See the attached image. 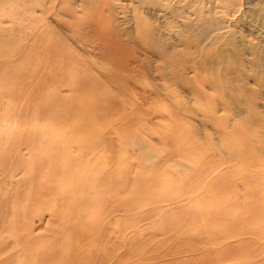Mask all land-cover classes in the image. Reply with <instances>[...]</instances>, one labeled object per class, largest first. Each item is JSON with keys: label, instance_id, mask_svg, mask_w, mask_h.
<instances>
[{"label": "rangeland", "instance_id": "374dc122", "mask_svg": "<svg viewBox=\"0 0 264 264\" xmlns=\"http://www.w3.org/2000/svg\"><path fill=\"white\" fill-rule=\"evenodd\" d=\"M232 14H237V18L231 17ZM228 25L227 36L220 35V28ZM263 35L264 0H0V205L9 199L12 207L9 206L14 209H0V213L9 216L10 221H6L1 237L8 240L7 244L14 243L13 246L1 247L0 252L5 250L0 253V261L21 264L20 261L25 260L23 257L29 261L32 259L30 253L24 255L19 248L16 241L19 233H15L11 225L19 215H23L21 211L32 205L33 199H21L17 192L25 188L35 194L39 190H52L57 185L54 180L57 175L40 171L43 160L55 155L51 144L55 140L61 142L66 152L60 157L64 163L83 165L79 167L80 174L95 167L103 169L99 176L106 171L109 175L111 171L109 177L119 178L126 195L125 201L116 199L114 204L96 212H101V215L107 213L111 206L128 205L127 211H118L113 222L105 225L110 238L104 244L101 241L83 243L87 251H96L87 254L84 263L210 264L208 254L214 253L211 249H217L219 244L212 245L206 238L203 222L195 223L191 217L192 202L183 198L187 196L188 176L193 166L187 155L190 120L202 112L204 117L208 105L200 107V95L195 99L192 91L198 89L202 93L205 88L213 98L219 97L217 105L215 101L210 104L215 107L212 114L217 116V109L221 107V112L219 109L218 112L222 114L217 118L231 117L233 120H230L234 121L225 113L230 102L225 94L229 91L225 93L226 90L220 86L229 79L224 80L223 75L231 78L233 89L230 92L235 99L241 82L251 83L253 87L257 83L255 80L264 75ZM243 62L248 66L246 70ZM230 65L231 75L228 71ZM257 65L262 67V71H258L260 74L256 72L259 69ZM241 66H244V71L254 68L250 70V78H243V81L238 80L240 75L236 71L241 72ZM226 69L230 76L225 73ZM29 73L31 75L28 76ZM206 79L213 84L207 81L206 85ZM15 85L20 86L17 93ZM251 85H246L247 91L253 92L254 99L257 98L256 101L264 106V102L261 103L263 98L258 101L260 95L264 97V86L257 84L252 89ZM30 90L35 94L28 99L31 94L27 92L33 93ZM248 96L244 97L243 91V97ZM228 97L231 98L230 95ZM242 98L233 101L242 103ZM251 99L249 102L254 103ZM194 103L198 109L192 110ZM261 106L257 108L259 112L263 109ZM25 109L27 112L32 110L28 116ZM261 113L263 117L264 110ZM98 115L102 116H99L100 120ZM220 125L223 123L219 124L218 120L211 125L203 124V127L208 129L210 126L209 129L213 130H210L212 136L208 134V137L216 141L213 139L210 143L226 153H220L222 161L237 156L236 162L241 163L247 148L236 141L237 147L228 149L227 141L230 139L225 140L216 129ZM39 133L45 134L44 140H36ZM222 139L223 148H218L217 144ZM210 143L206 145L213 148ZM241 144L243 146H239ZM113 146L117 154H114ZM92 148H95L103 165L97 162L83 164V158ZM245 162L244 159L242 163ZM244 170L237 169L231 174L235 176L240 172L248 176L250 170ZM241 181L243 179L229 185L236 187L240 182L238 186L243 194L240 189L239 192L248 204L252 200L247 195L248 186L256 188L258 195L261 191L251 184L252 181ZM109 185L116 186L114 183ZM223 191L225 196L233 195V191ZM60 196L56 193L48 200ZM233 201L237 204L236 198ZM53 210L54 207H50L44 213L40 209L32 213L35 215L30 222L40 236H47L55 229ZM248 221L249 226L244 233L231 239L236 248L242 247L239 240L247 243V247L238 256L230 255L225 264H248L247 258L251 259L249 264L259 261L264 264V217ZM74 235H69L72 240ZM205 239L208 241L206 246ZM38 248L46 249V245L42 242ZM221 250L225 254L231 253L227 248L222 247ZM15 253L20 255L19 260L15 259Z\"/></svg>", "mask_w": 264, "mask_h": 264}, {"label": "bare ground", "instance_id": "6f19581e", "mask_svg": "<svg viewBox=\"0 0 264 264\" xmlns=\"http://www.w3.org/2000/svg\"><path fill=\"white\" fill-rule=\"evenodd\" d=\"M12 1H15V0H12ZM239 12H241V11H239ZM233 14L231 17H233V16L235 17L237 15V14L236 15H233ZM236 18H237V16H236ZM224 19H222V20L224 21ZM232 20H233V18H232ZM260 29L262 30V28H260ZM45 31H47V30H45ZM228 31H229V25H228V27H225V26L221 27L219 30V34L227 36ZM43 33H44V35H47L46 32H43ZM43 33H41V34H43ZM260 35H262V34H260ZM40 38L42 39L41 36H40ZM260 38H262V36ZM263 39H261V41ZM44 41H46V40L43 39V42ZM37 42L38 41H36V44H37ZM43 42H42V46H43ZM39 43H40V41H39ZM48 46H49V44H48ZM50 46H51V44H50ZM157 51H159V49ZM46 53H47V51H46ZM47 57H48V55H47ZM41 62H42V60H41ZM229 62L227 64V67H229ZM32 64H34V63H32ZM76 64H78V63H76ZM262 64H263L262 67H264V63H262ZM260 65H261V63H260ZM79 66L80 65H78V67ZM246 66H247V64H245L244 70H246V68H248V66L247 67ZM257 66L259 68V65H257ZM199 67H201V66H199ZM262 67H260V68L262 69ZM243 68H244V66L243 67L241 66V72L239 70H236L240 75V77L238 78L239 81L240 80L243 81V78H247V79L250 78V75H251L250 70L254 69L253 67H252V69L249 68L248 69L249 73H248V70L244 71ZM260 68L256 71L257 73L259 70H261ZM29 69H31V68H29ZM227 69H226L225 73L228 74L229 73L228 71H230L229 74L231 75V73L233 72V71H231L232 65H230V68L228 69V71H227ZM29 71H31V70H29ZM28 72H26V75ZM83 72H84V70H83ZM256 72H254L253 74H255ZM8 73L10 74L9 71H8ZM80 73H81V71H80ZM5 74L7 76H9V74H7V73H5ZM81 74H83V73H81ZM207 74H209V73H207ZM258 74H260V73H258ZM26 75L24 74L23 76L26 78ZM29 75H31V74L29 73L28 76ZM228 75H227V77H228ZM224 76L225 75H223V79L224 78L229 79V81H226L225 83H221L222 86H220V87L223 88L224 91L226 90L225 93H228V91H229V94H227V95L225 93L224 94H225V97H227V100L229 99L228 101H230V102H228L229 104L226 106L227 110H229V111H227L225 109L226 110L225 113L229 114V117L232 116L235 120L232 121L233 119L231 117L229 119L227 117H226L227 119H222L223 117L217 118L218 114H219L218 109L221 112L222 108L218 107L217 116H216V113L212 114V112L215 111V107L210 105V104L213 101H215V103L217 105L216 101L219 99V97L213 98L207 90H204L205 88L203 89L202 93H200L198 91V89H193L192 93H194L196 95L195 99H198L199 95L203 97V98H200V96H199V99L202 102L200 107H202V108L207 107L206 108L207 112L204 111V115H205L204 117H203V112H202V114H200L201 111H198V113L200 112L199 116H197L198 114L194 115L195 113L192 110H193V108H197L198 105H195V103L193 104L191 111L194 113L193 114L194 117H192L190 120V122H191V128L189 131L190 141H189V143H187V149H188L187 155H189V158L191 160L190 163L193 166H192V170L190 169L192 171V173L188 176L187 196L183 197V198L188 199L189 201L192 202L191 217H192V219L194 218L196 220V221H194L195 223L198 222L199 220H201L203 222V224L205 226H203L202 228H204V232L206 233V238L210 239V242L212 243V245L213 244L214 245L219 244L217 249H216V247H213L211 249L212 252H214V253L208 254V257H209L208 260H209L210 264H212L211 262H213V264H217V263L218 264H225V259H229L230 255H237V254L240 255L239 253L243 252L242 250L244 249V247H247V243H243L244 241L239 240L238 242L241 244L240 246H242V247L236 248V246L231 242V239H236V237L238 235H240V233H244V231L246 230V227L249 226L248 222L250 220L248 221V219L256 218V217H260V218L264 217V118H263L264 116L261 117L263 115V113H261V112L264 110V106H261L262 104L260 105V103H258L256 101L257 98L254 99L255 97H253L254 96L253 92L250 94L247 91L246 85H249V84L251 85V83H249L248 81H246V82L249 84H245V83L241 82L240 88L238 85L237 97L235 99L233 94L230 92V90L233 89V82H232L231 78H226ZM254 76L258 77L259 75H257V76L254 75ZM82 77L83 76L81 75L80 78L82 79ZM5 78H6V76H5ZM25 78L24 79L22 78V79L25 80ZM81 79H79V80H81ZM247 79H245V80H247ZM224 80L222 82H224ZM22 81H21V83H22ZM38 81L40 82L41 80L38 79ZM205 81L206 82L209 81V83H210V80L206 79ZM39 82H37V84H39ZM82 82H83V79H82ZM200 82L201 81H199L198 84H200ZM255 82H257V83L253 84L254 86L255 85L257 86V84H260V86L263 87L264 86V75L262 76V78L260 77L258 80H255ZM21 83L19 84L20 86H22ZM207 84H208V82L206 83V85ZM210 84H213V83L211 82ZM20 86H16L17 87V90L15 89L16 93L18 91V88L20 89ZM250 87H252V85ZM253 87H252V89H253ZM244 88L246 90H243ZM263 90L264 89L262 88V91ZM30 91L33 93L27 92L28 94H31V95H28L29 96L28 99L30 98V96H32V94H35L34 91H32V90H30ZM243 91H244V97H247L249 94L251 95V97L248 96V98H244L243 97ZM255 91H257V89ZM246 94H247V96H246ZM258 94H262V92L261 93L258 92ZM258 94H257V96H258ZM228 95H230V97L232 95L233 96V97H231L232 99L229 98ZM240 96H242L243 98ZM260 96H261V99L259 98ZM260 96L258 97V99H260L258 101H261L262 98L264 99V97L262 95H260ZM11 97H13V96H11ZM240 98L243 99L242 103H240L241 101L236 103V101L241 100ZM249 98L250 99L253 98L255 102L254 103L249 102V100H248ZM15 99L17 100V98H15ZM15 99H14V101H15ZM253 99H251L252 102H253ZM233 100H236V101H233ZM246 101H248L249 103ZM218 102H220V101H218ZM263 102L264 101L262 100L261 103H263ZM14 103H13V106H14ZM206 103L208 105L205 107ZM249 104H251V106ZM260 106L263 107V109L260 108L262 111L259 112V110L257 108ZM224 107L225 106H223V108ZM197 109H195V110H197ZM25 110L24 111L27 112V109H25ZM31 111L27 112L26 116H28V113H30ZM22 114H21V118H23ZM221 114L222 113H220L219 115H221ZM227 114L224 116H227ZM260 114H261V116H260ZM24 115L25 114H23V116ZM201 115H202V117H201ZM99 116L100 115H98L97 118H99V120H100V117H102V116H100V117ZM241 116H242V120H241ZM19 117H20V115H19ZM212 117H214L213 119L215 121L218 120L219 124H220V122L223 123V125H220V128L218 127L219 129L218 128H216V129L218 131H220V133L223 135L225 140L230 139L227 141V145L229 146V147H227L228 149L237 147L236 141L243 143L244 147L247 148L245 150L243 156L241 157V163H239L238 161L236 162V160L238 159L237 156H234L231 160L222 161V159L220 158L221 157L220 153H222V151H220V149H221L220 146L223 148V143H222V142H224L223 139H222V141L220 140L221 141L220 144H217V143H215L216 140L212 137L215 140L213 143L219 145L218 146V148H220L219 150L216 148L217 146H215V145L213 146L210 143V141L213 139L209 138L208 134H210V130H212V129H209V128H211L210 126L208 127V129H207V127L206 128L203 127V124L204 125H209V124L211 125V123L214 121L213 119H211ZM97 118H96V120H97ZM230 119H232V120H230ZM102 120H104V119H102ZM212 132H213V130H212ZM44 135H45L44 133H39L36 140H38V141L44 140ZM205 135L207 138L205 137ZM218 138L219 137H217V139ZM106 139L109 142V140H108L109 138H106ZM218 142H219V140H218ZM208 143H210L209 145L210 146L212 145L213 148H210V147L208 148V146L206 145ZM51 144L53 145V147L55 149V155H52V157H50L49 159L43 160V163H41L42 170H40V171L46 170L45 173H53V174L57 175V178L54 179L55 182H57L56 183L57 185H55V187H53L52 190H39L38 189L39 191L36 192L35 194H31V192L26 191L25 188H22L20 192H17V195L21 199H26V198L33 199L32 205L27 207L26 211H21L20 213L23 215H19L18 219L13 221V225H11V226H14L13 228L15 229V233H19V235L17 236V240H16L17 243L19 244L18 245L19 248L22 249V251L24 252V255H27L28 253H30L32 255V259H31L32 262L27 260L26 257H23L25 260H24V262L21 260L20 263L21 264H39V263L45 264L46 262H49V263H55V264H90L89 261L84 263L86 255L87 254L91 255V254L95 253L96 251L94 250L95 252L93 251V253L87 251L86 249H84L83 243H89V242L93 243V242H100V241L103 243L105 240L109 239L110 238V231L108 229H105V227H106L105 225L107 223L109 224V222H113L112 220H114L116 218V216L118 215V213H117L118 211L122 210L123 212H125L128 210V205L126 203H123L121 205V207H119V208L111 206L108 209L107 213H105V214L100 215L101 212L99 214H97L98 209H101L104 206L109 207V205L114 204V201L116 199H122V201L126 200L125 191L123 189V183L120 182L119 178H116V180H115V179H113L112 176L109 177L111 174V171H110L109 175L106 171L105 174L101 173V175L99 176L98 174L103 170L101 168L95 167L94 169H91L90 171H88L85 174H80L79 167H81L83 165H77L76 166V165L69 164L67 162L64 163L60 159L61 156H64L66 154V152H64V150H63L64 147L60 145L61 142H57V141L53 140V141H51ZM113 145H115V143H113ZM243 145L241 144L239 146H243ZM85 148L86 147L83 146V149H85ZM238 148H236V149H238ZM112 149H114L113 150L114 154H117V153H115V147ZM106 153H107V151H106ZM222 154L225 155L226 153H224V151H223ZM96 157H98V159H95ZM224 158H225V156H224ZM34 159H35V157H34ZM34 159H33V161H34ZM83 159H84L83 164H90V163L97 162L98 164L103 165L101 160H100V156H98L95 148H92L87 153V155H85V157ZM93 159H95V160L93 161ZM244 159L246 162L242 163V161ZM37 161H39L38 158H37L36 162ZM128 162H130V161H128ZM109 164H111V163L109 162ZM111 165H109V166H111ZM131 165L132 164H130V165L127 164V166H130V167H131ZM237 169H241L242 171L244 169H245L244 171L250 170V173L248 176L246 174L241 175L240 172H238L237 175H235V176L232 175L231 172L235 173ZM110 170H112V167ZM153 170H154V168H153ZM60 171L64 172L65 174L61 173ZM127 171H128V169H127ZM148 174H149V172H148ZM153 174H156V173L154 172ZM36 175L39 176L38 173H36ZM70 177H74L71 180V182L68 181V179H70ZM152 177H154V176H152ZM35 178H36V176H35ZM150 179H151V177H150ZM242 179H243V181L245 180L247 183L252 181L251 184L256 185L260 189V190L259 189L258 190L261 191L260 195H258V191L255 190L256 188L254 189L251 186H248V184H247V186H248L247 195L250 198H252V200L249 201L248 204H245L244 199H242L244 197V195H242L243 194L242 189H240V187L238 186L240 182L237 183L238 185L236 187H233L234 186L233 184H232V186L229 185L232 182H234V184H235V182H237V180H242ZM248 180H249V182H248ZM243 181H241V182H243ZM36 182H37V179H36ZM109 183L110 184L114 183V185H116V186H114V187H112L110 185L107 186V184H109ZM243 183H245V182H243ZM129 185L130 184H128V187H130ZM245 186H246V184H245ZM22 187H24V186H22ZM223 189H225V190L227 189L228 191H233V195L231 193H229L230 195L227 194L225 196V194L223 193L224 192ZM239 189H240L242 194L239 192ZM126 191H128V190H126ZM56 193H59L61 196L59 198H54L52 201L48 200L49 197H51L53 194H56ZM133 193H135V192H133ZM233 198H236L237 204L234 203ZM5 201H6V203L0 205V209L2 207L1 210H4V209L5 210H9V209L14 210L13 208H10V206L12 205V203L10 202L11 200L7 199ZM50 202L52 203V205L47 207L48 204H51ZM115 202H117V201H115ZM50 207H54V210L52 212L55 216L56 227L51 234H49L47 236H40L39 233L35 232V230L33 229V224H32V222H30V221H32V219L35 215L32 213L34 211H36L37 209H40L41 212L44 213L45 209L46 208L48 209ZM160 209L162 210L163 208H160ZM0 216H2L0 218V249H1V247H3V248L8 247V245L13 246L14 243L12 241L9 244H7L6 242L8 240L2 239L1 234H2L3 230H5L6 221H9V218H8L9 216H4V214H1V213H0ZM96 218H97V220H96ZM251 220H253V219H251ZM219 229H221L220 232L217 231ZM72 233H74L76 235V236L74 235L75 237L73 238V240L69 236ZM207 233H208V236H207ZM210 237H212V238H210ZM243 240H245V239H243ZM42 242L46 245V249L38 248L39 244H41ZM203 242H205V246H206V243L208 244L207 239L203 240ZM225 245H226V247H224ZM10 246H9V248H10ZM222 247H223V249L227 248V251L231 250V253L230 254L228 253L229 254L228 255L226 252V254H225L221 250ZM248 247H249V245H248ZM251 247H252V245H251ZM9 248H7V249H9ZM205 248H206V250H208L207 247H205ZM219 248H221V249H219ZM2 250H1V252H3L5 249L3 251ZM203 253H205V252H203ZM253 254H256V252ZM253 254H251V255H253ZM19 257H20V255L15 253V259L17 258L19 260L20 259ZM39 257L44 258V259H40ZM261 258L259 260H261ZM37 259H38V261H37ZM202 260H204V259H202ZM248 260H251V259L247 258V260H246L247 263L249 264ZM252 261H254V260H252ZM252 263L250 262V264H252ZM0 264H6V263H4V261H0Z\"/></svg>", "mask_w": 264, "mask_h": 264}]
</instances>
